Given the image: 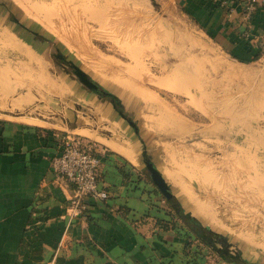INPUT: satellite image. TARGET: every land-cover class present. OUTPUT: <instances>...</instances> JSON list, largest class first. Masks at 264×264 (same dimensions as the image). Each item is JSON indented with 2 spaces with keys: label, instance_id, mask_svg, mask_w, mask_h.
<instances>
[{
  "label": "rangeland",
  "instance_id": "rangeland-1",
  "mask_svg": "<svg viewBox=\"0 0 264 264\" xmlns=\"http://www.w3.org/2000/svg\"><path fill=\"white\" fill-rule=\"evenodd\" d=\"M70 59L135 126L78 80ZM23 116L98 148H110L99 137L132 144L151 184L147 158L172 193L183 186L194 198L213 237L264 264V56L223 50L179 2L0 0V118Z\"/></svg>",
  "mask_w": 264,
  "mask_h": 264
},
{
  "label": "crops",
  "instance_id": "crops-1",
  "mask_svg": "<svg viewBox=\"0 0 264 264\" xmlns=\"http://www.w3.org/2000/svg\"><path fill=\"white\" fill-rule=\"evenodd\" d=\"M174 1L223 50L252 58L246 42L264 32V6L248 21L238 3L244 0H235L230 17L208 0ZM83 100L89 112L106 113ZM42 123L0 118V264H234L206 241L209 222L194 198L181 186L168 199L146 179L132 144L96 147L109 197L71 218L73 185L55 177L50 160L57 134L72 130Z\"/></svg>",
  "mask_w": 264,
  "mask_h": 264
},
{
  "label": "built area",
  "instance_id": "built-area-1",
  "mask_svg": "<svg viewBox=\"0 0 264 264\" xmlns=\"http://www.w3.org/2000/svg\"><path fill=\"white\" fill-rule=\"evenodd\" d=\"M208 1L225 8L228 17L232 15L236 5L235 0ZM238 3H241L244 19L248 21L257 8L264 6V0H244ZM248 42L259 50L258 58L264 56V32L253 34ZM101 162L96 147L91 142H86L73 132L57 134V152L50 160V169L57 179L66 180L73 185L66 205L71 218L85 214L92 201H103L109 197V191L100 186Z\"/></svg>",
  "mask_w": 264,
  "mask_h": 264
},
{
  "label": "water",
  "instance_id": "water-1",
  "mask_svg": "<svg viewBox=\"0 0 264 264\" xmlns=\"http://www.w3.org/2000/svg\"><path fill=\"white\" fill-rule=\"evenodd\" d=\"M60 56H61V58L67 60V58H65V56H63V55H60ZM69 62L71 64L70 66L73 68L75 75L77 76L78 80L81 83H83L84 85H86L87 87H89L90 89H92L98 93H103V94L108 93L110 95V97L113 98V106L112 107L119 114L120 118L124 119L128 124L132 123V119L128 118V116L123 112V110L118 109V107L116 106L117 103H119L120 106H122L123 104H122L121 100L119 99V97L114 92H112L111 90H109L108 88L103 86L100 82L96 81L92 76H90L88 73H86L84 70H82L75 62H73V60L70 59ZM139 155H140V153H139ZM144 163H145V166L147 168L149 177L157 185V187L160 189V191L168 199H170L173 194L170 190V187H169L167 181L162 176L161 172L158 170V168L155 166V164L149 158H147L144 161ZM208 237H209V243L212 244L213 247L216 244L218 246H220V242H218L215 238L210 237L209 235H208Z\"/></svg>",
  "mask_w": 264,
  "mask_h": 264
},
{
  "label": "trees",
  "instance_id": "trees-1",
  "mask_svg": "<svg viewBox=\"0 0 264 264\" xmlns=\"http://www.w3.org/2000/svg\"><path fill=\"white\" fill-rule=\"evenodd\" d=\"M246 44L253 50V56H252V58H246V57H241V56H237V55H235V54H233L234 56H236V57H238L239 59H242V60H249V59H251V60H255V59H257L258 57H259V55H260V52H259V50H257V49H254L252 46H250V44L248 43V41L246 42ZM189 215V214H188ZM189 217H191V218H193L194 220H195V223H196V225L197 226H200V227H202V225H200V223H199V220L196 218V217H194V216H190L189 215ZM198 232H199V230H198ZM199 234L201 235V233L199 232ZM202 236V235H201ZM210 237H213L212 236V233L209 235ZM213 238H215V237H213ZM218 242H220V246H218L217 244L213 247V245L212 244H210L213 248H215V249H217L219 252H220V254L228 261V262H230V263H234V264H253V263H251V262H247L242 256L243 255H241L240 254V252L239 251H236V250H233L232 248H230V244H227V243H225V242H223L222 240H220V239H218V238H215ZM206 241L207 242H209V237H208V235L206 236ZM218 246V247H217Z\"/></svg>",
  "mask_w": 264,
  "mask_h": 264
},
{
  "label": "bare ground",
  "instance_id": "bare-ground-1",
  "mask_svg": "<svg viewBox=\"0 0 264 264\" xmlns=\"http://www.w3.org/2000/svg\"><path fill=\"white\" fill-rule=\"evenodd\" d=\"M25 1H29V0H25ZM21 49V48H20ZM174 53V52H173ZM167 67L165 66V68H164V70L166 69ZM170 71V70H169ZM227 71H229V72H232V71H234V70H232V69H230V70H227ZM169 73V72H168ZM164 74V73H163ZM127 87L128 88H130V89H132L133 91H135L136 93H138V94H140V95H143V97L142 98H144V99H147V96H146V94L143 92V91H139V90H137L136 88H133L132 86H128L127 85ZM22 118H24L25 120H26V122H32V123H38V122H45L44 120H41V119H38V118H35V117H30V116H23ZM41 120V121H40ZM50 124V123H49ZM77 130H80V131H82L79 127H78V129ZM83 132H85V133H87V131H85L84 129H83ZM94 135V134H93ZM91 136V135H90ZM93 137V136H92ZM94 138V137H93ZM99 139H101V141L102 142H104L105 144H107L108 146H110V147H112V148H114V149H118L119 147H117L111 140H109V139H106V138H104V137H99ZM100 141V140H99ZM122 145V144H121ZM124 146V145H123ZM117 151V150H116ZM127 151V150H126ZM130 156H131V153H128ZM134 162H135V160H134Z\"/></svg>",
  "mask_w": 264,
  "mask_h": 264
},
{
  "label": "flooded vegetation",
  "instance_id": "flooded-vegetation-1",
  "mask_svg": "<svg viewBox=\"0 0 264 264\" xmlns=\"http://www.w3.org/2000/svg\"><path fill=\"white\" fill-rule=\"evenodd\" d=\"M68 64L71 65L69 61H68ZM101 94H103V93H101ZM103 95L106 96V97H110V95L108 93L107 94H103ZM130 125L131 126H135V122L132 120V123Z\"/></svg>",
  "mask_w": 264,
  "mask_h": 264
}]
</instances>
